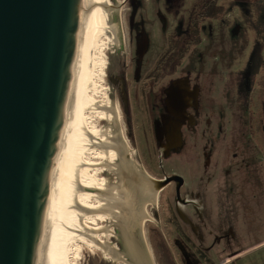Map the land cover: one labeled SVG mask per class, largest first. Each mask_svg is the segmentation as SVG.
I'll list each match as a JSON object with an SVG mask.
<instances>
[{
    "label": "flooded vegetation",
    "instance_id": "obj_1",
    "mask_svg": "<svg viewBox=\"0 0 264 264\" xmlns=\"http://www.w3.org/2000/svg\"><path fill=\"white\" fill-rule=\"evenodd\" d=\"M124 5L128 33L123 44L117 39L108 79L125 134L150 174L156 175L145 169L135 171L136 176L150 180L154 198L158 195L154 202L152 194L142 191L145 202L151 199L138 207L140 223L120 222L117 234L113 232L124 251L110 243L127 255L112 262L135 264L140 256L139 263H152L141 221L148 216L149 202H154L158 211L163 204L165 225L176 239L174 258L167 237L160 236L155 248L162 264L177 259L182 264H228L241 254L230 255L231 231L213 219L210 198L216 189L226 198L234 193L228 167L235 165L236 173L242 174L264 161L260 152L264 135L254 118L260 104L254 105L250 130L254 144L249 145L242 113L234 108L235 99H248L258 88L264 91V0H124ZM229 6L239 16L256 17L262 54L254 57L252 68L239 67L235 74L230 66L227 73L214 77L203 70L202 35L213 39L220 11ZM207 17L213 23L205 22Z\"/></svg>",
    "mask_w": 264,
    "mask_h": 264
},
{
    "label": "water",
    "instance_id": "obj_2",
    "mask_svg": "<svg viewBox=\"0 0 264 264\" xmlns=\"http://www.w3.org/2000/svg\"><path fill=\"white\" fill-rule=\"evenodd\" d=\"M85 0H0V264H36Z\"/></svg>",
    "mask_w": 264,
    "mask_h": 264
},
{
    "label": "rangeland",
    "instance_id": "obj_3",
    "mask_svg": "<svg viewBox=\"0 0 264 264\" xmlns=\"http://www.w3.org/2000/svg\"><path fill=\"white\" fill-rule=\"evenodd\" d=\"M85 2H89V0ZM102 3L106 6L107 10L110 9L112 14L111 16L108 15V20H105L104 16L101 14L99 16V20H101V23L99 22V29L101 30H98V33L96 34L101 37L96 35L97 47L93 49L92 55V61L96 66L93 70L94 73L92 72L93 75L89 80L91 88L88 91V95L98 105L102 102L104 106L107 104L110 107L114 106L116 108L117 104L115 98L111 94L112 90L108 79V68L111 59L114 56L113 52L118 50L116 46L117 44H115L117 39L120 38L123 44L124 37H126L128 33L127 19L125 18L128 6L124 5V0H102ZM230 8L231 7L229 6L225 9H221V19L215 23V35L213 39L208 38L206 35H202L204 47L206 48L203 70L205 69L206 72L212 73L215 75L214 77L218 74L221 75L224 72L227 73L226 69L229 70L230 66V70L235 74L239 73V67L244 66V68H252L254 65V57L258 58V56L262 54L260 47L261 39L256 33V27L258 24L256 17L248 18L239 16V11H233V9L230 10ZM229 12L230 16H227L226 14ZM206 19L205 22L209 24L213 23L211 17H207ZM237 27L239 28V32L236 29ZM112 28L114 32H111V35L114 43L109 42L107 34V31H110ZM218 28L221 29V36L217 35L219 32ZM105 29H107V31ZM248 96V99H235L234 108L236 113H242L241 120L245 124V132L249 136L246 143L249 145L251 144V141L253 143V134L250 133V130L251 121L253 119L252 114L256 103L260 104L258 108L260 111L259 114L254 116V118L260 123L261 126L259 129L262 130L264 135V91L258 88L255 94H250ZM215 101H218V96H216ZM217 104L218 102L215 103V106ZM86 117L89 121L88 123H90L89 127L91 129L102 130L107 134L106 139L108 138L109 141L116 142L113 144L115 147L113 146L114 148L112 147V150H110L111 153L114 154L115 152L116 154L114 161L111 162L109 158L105 160L96 154H89L86 158L91 163L96 164V170L93 173L97 180L106 186L107 190L105 189L104 193L107 194L106 191L109 192V188L111 192H115H109L111 198L113 199L114 197H117L122 201L120 210L115 211V206L113 205V213H116L114 216H105L104 220L102 219L100 222L97 221L94 225L90 226L95 227V225H97L98 228L100 226V228L103 227L102 229H109L112 231L111 233L115 232L117 234V228H120L121 223L130 226L133 221L135 224L140 223L142 216L140 212L137 211L138 207L140 204H145L151 198L155 197V188L152 186L150 180L147 181L144 178L141 179V177L136 176L138 170L141 171L146 169L149 172V169L144 165L140 153L135 152L134 148L131 146V141L125 134V124L121 115L120 118L116 115L111 119H103L99 117L97 112H87ZM260 152L261 156H263L264 150H261ZM251 153L254 157L255 153L253 150ZM132 160L134 162H132ZM263 163L253 164V171L252 169H248L242 174L236 173L237 166L231 165V167H228L231 172L229 181L234 188V193L226 198L225 196H219L216 194L218 192L216 189L215 195H211L210 207L212 208L213 219L218 225L224 223L226 229H230L231 231L230 255L241 254L237 258L228 262V264H264ZM110 164H113V166H110ZM130 164L133 165L129 169ZM225 168L223 167V169ZM151 174L152 177H156L153 173ZM255 177L263 179L261 181ZM227 187H225L224 190L227 189ZM142 191L152 194L150 195L151 198H148L146 202L142 198ZM157 195L158 194H156V198H154V202H157ZM154 202H149L150 204L146 207L148 216H144L142 219L143 221L141 222H143V226L145 227V239L147 240L149 252L151 254V264H162L155 248V245H160V236L161 238L162 236L163 238L165 236V240L167 237L168 244L172 249L171 255L174 258L177 256V251L174 247L176 239L173 237V233L171 236L170 229L165 225L166 218L163 215L161 208L163 204L161 203L158 211V205ZM95 204L97 205V203ZM120 211L125 213V215H122ZM147 220L150 222H147ZM144 224H146V226ZM103 235H105V233H103ZM113 236H115L114 233L109 236V242L116 245L121 252L124 251L122 250V242L116 240L117 238ZM113 262L110 257L108 258V256L98 249H91L80 244L79 251L73 258L72 264H116ZM119 264L124 263L119 262ZM165 264L182 263L177 259V262H166Z\"/></svg>",
    "mask_w": 264,
    "mask_h": 264
},
{
    "label": "bare ground",
    "instance_id": "obj_4",
    "mask_svg": "<svg viewBox=\"0 0 264 264\" xmlns=\"http://www.w3.org/2000/svg\"><path fill=\"white\" fill-rule=\"evenodd\" d=\"M100 14L108 20V11L102 0L85 2L64 126L36 264H72L80 244L98 249L116 261H121L127 255L118 252L109 242L108 238L113 234L111 230L102 229L100 226L98 228L97 225L90 226L104 220L105 216H114L116 213H113V205L116 211L120 210L122 203L117 197L111 198L109 188V192L104 193L106 186L93 173L96 164L86 158L89 154H96L105 160L109 158L112 162L116 157L115 152L113 154L110 151L116 142L106 139L107 134L102 130L91 129L86 117L87 112H97L103 119H111L117 115L114 106H104L102 102L98 105L88 95L91 88L89 80L96 66L92 55L93 49L97 47L96 37L100 36L96 34L101 30ZM107 32L109 42L114 43L111 35L113 28ZM117 43L118 41L115 44ZM136 260L138 262L134 260L135 264H145L139 263L140 256Z\"/></svg>",
    "mask_w": 264,
    "mask_h": 264
},
{
    "label": "crops",
    "instance_id": "obj_5",
    "mask_svg": "<svg viewBox=\"0 0 264 264\" xmlns=\"http://www.w3.org/2000/svg\"><path fill=\"white\" fill-rule=\"evenodd\" d=\"M264 244V243H263ZM263 244H261V245H263Z\"/></svg>",
    "mask_w": 264,
    "mask_h": 264
}]
</instances>
